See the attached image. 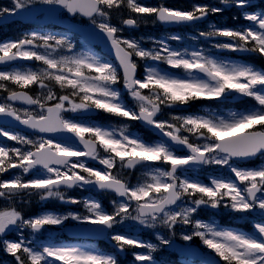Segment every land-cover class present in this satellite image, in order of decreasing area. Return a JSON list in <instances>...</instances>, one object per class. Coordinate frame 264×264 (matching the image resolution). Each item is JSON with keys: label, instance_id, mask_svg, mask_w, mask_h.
<instances>
[{"label": "snow or ice", "instance_id": "1", "mask_svg": "<svg viewBox=\"0 0 264 264\" xmlns=\"http://www.w3.org/2000/svg\"><path fill=\"white\" fill-rule=\"evenodd\" d=\"M220 3L240 10L233 20L248 23L211 24L192 37L197 42L203 38L207 47L191 50L169 43L180 41V35L137 38L126 32L149 21L194 25L223 13L224 7L194 3L177 8L140 0H11L10 6H0V24L13 17L31 19L38 9L79 15L86 18L85 38H99L109 49L107 56L78 51L70 35L43 25L0 41V121L15 122L28 132L0 125V137L16 143L0 144V199L5 202L0 246L15 264H119L118 254L128 246L148 250L133 252L134 264H157L153 253L158 245L129 234L152 229L164 246L173 243L177 229L185 242L198 237L209 250L202 264H264V164H245L264 158V69L216 55L264 58V9L252 10V0ZM24 62L36 67L16 66ZM233 93L251 98L252 107L227 115L173 114L194 101H218ZM96 111L142 122L159 139L146 141L128 123L112 126L82 118ZM214 167L228 175L199 178L201 169ZM73 188L113 194L111 210L92 196L66 198L65 190ZM33 196L83 204L85 211L29 215L25 207ZM206 210L235 213L251 223L252 231L198 218ZM65 226H89L85 230L106 237L113 252L58 243L55 236L37 243L24 234L30 230L38 236L46 228ZM159 229L170 236L160 235ZM9 233L17 235L7 238Z\"/></svg>", "mask_w": 264, "mask_h": 264}]
</instances>
